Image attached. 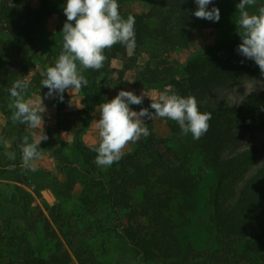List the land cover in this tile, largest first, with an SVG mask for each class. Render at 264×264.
I'll return each instance as SVG.
<instances>
[{
  "label": "trees",
  "instance_id": "trees-1",
  "mask_svg": "<svg viewBox=\"0 0 264 264\" xmlns=\"http://www.w3.org/2000/svg\"><path fill=\"white\" fill-rule=\"evenodd\" d=\"M125 1L118 0L119 12L135 18L133 54L114 44L104 50L100 69L83 71V89L90 93L83 108H69L67 90L62 99L48 97L53 129L79 134L88 126L98 105V81L118 61L119 78L129 72L139 85L156 91L171 85L182 96H194L198 109L211 113L208 129L192 139L175 121L144 118L149 135L103 171L90 150L95 143L81 141L52 150L55 174L42 165L24 167L20 146L26 136L33 141L34 128L13 119L8 89L20 79L29 85L25 97L47 92L40 72L54 63L62 37L47 53H35L45 37L44 21L63 14L64 0H0V264H68L70 254L78 264H99L111 251L128 248L137 253V264H264V138L258 147L225 155L239 135H264V88L234 104L208 101L261 73L259 67L235 51L237 32L181 66L173 64L171 53L188 47L195 32L219 29L220 15L217 22L196 18L193 0H146L148 8L134 12L122 9ZM223 2L213 0L219 14ZM149 104L130 107L139 111ZM48 187L59 202L46 207V215L33 202ZM70 198L81 205L76 214L64 208Z\"/></svg>",
  "mask_w": 264,
  "mask_h": 264
},
{
  "label": "clouds",
  "instance_id": "clouds-1",
  "mask_svg": "<svg viewBox=\"0 0 264 264\" xmlns=\"http://www.w3.org/2000/svg\"><path fill=\"white\" fill-rule=\"evenodd\" d=\"M193 3L196 7L192 15L196 18L219 20V9L213 0H193ZM255 3L256 0H239L235 5L238 11L235 25L240 39L235 51L252 60L264 75V4L250 12L248 7ZM210 4L212 6L208 7ZM62 12L66 19L60 30L61 51L54 63L40 72L41 86L47 88L45 97L55 94L60 99V94L70 88L79 91L87 86L88 80L82 73L103 66L106 48L120 44L132 55L136 47L135 18L120 14L118 0H64ZM28 87V83L17 79L8 89L14 98L13 119L31 128L41 127L45 108L41 97L35 106L30 99H25ZM144 97L143 92L137 95L133 91L119 90L110 100L99 103V116L94 121L98 140L90 149L96 154L94 162L97 165L111 166L121 159L122 148L127 142L149 135L142 118L151 120L155 116L175 121L180 132L190 134L192 139H199L207 131L211 113L201 112L194 96H182L172 90L171 85H166L156 93L148 108L139 111L130 108V105L141 104ZM46 139L43 134L38 141L30 142L27 136L23 138L20 147L24 167H34L32 161L40 156L38 143Z\"/></svg>",
  "mask_w": 264,
  "mask_h": 264
},
{
  "label": "rangeland",
  "instance_id": "rangeland-1",
  "mask_svg": "<svg viewBox=\"0 0 264 264\" xmlns=\"http://www.w3.org/2000/svg\"><path fill=\"white\" fill-rule=\"evenodd\" d=\"M38 2L39 0H34ZM239 0H224L223 5L220 10V19H221V27L217 30H203L197 31L194 34L193 42L186 48H181L173 51L171 53V63L177 64L181 66L185 63L188 57L195 52H204L210 45L218 42L221 39H224L227 36H231L238 32L236 29L235 21L238 18V11L235 9L236 3ZM260 5V1L256 0V3L252 6L248 7L250 12L256 11L257 7ZM63 7V6H61ZM148 8V2L146 0H126L123 3L122 9L126 11H141ZM62 10V9H61ZM65 16L63 14L60 15H52L47 18L44 23V38L40 41L39 48L36 50V55H43L47 53L51 48V43L57 42L60 34V30L63 24V18ZM62 37V36H61ZM146 53V52H145ZM147 55V54H146ZM144 53L142 54L143 59L146 56ZM114 71L103 76L100 81H98V85L100 87L99 93L94 94V98H99L101 102L104 99L110 100L113 98L119 90L133 91L134 94L140 95L142 92L145 97L142 100V105L150 103V101L155 97L156 91L155 89H150L148 87L139 85L135 82L134 75L132 73H126L122 78H119V70L122 67L121 62H116L113 64ZM264 88V75L261 73H257L256 75L249 77L243 80L238 86L232 89H223L218 92V94L210 97L208 101L214 104H234L236 102H242L249 95L254 93L257 90ZM68 103L69 108L73 109H81L84 107L85 101L87 99V94L85 93L83 87L77 91L75 89H68ZM41 97V102L45 108L44 113H42V126H36L31 130V135L33 136V141H38L41 135H45L47 137L46 140H42L38 143L40 156L38 159L32 161V164L35 166L42 165L48 171L55 174L57 173L56 163L52 157V150L59 146L60 144H66L67 148H70L74 145V143L81 141L85 144L96 143L98 140L97 129L95 128L94 121L98 119L99 116V99L98 105L95 106V109L89 115L88 126L84 128L82 132L79 134L74 133H64L55 131L53 129V110L52 103L45 97V94H32L28 97H25L26 100L30 99L33 102V106H35ZM95 99V101H97ZM131 108V107H130ZM132 109V108H131ZM133 110V109H132ZM144 120V118H142ZM156 128L159 132L165 131V125L160 122H156ZM52 130L50 135H48V131ZM264 135L259 132L254 133H246L239 135L235 140L232 146H229L225 155L233 154L237 151L249 149L253 147H258L261 141L263 140ZM134 146V142H127L125 146L122 148V152L130 150ZM259 167L255 165L252 167L246 175V178L250 176L256 168ZM99 168L103 171L107 167L99 166ZM51 176L48 175L46 178V183L50 186L51 181L48 179ZM59 200L56 197V193L52 190V188H44L40 190V195L36 196L33 202V205H38L44 213L47 215L46 207H51L54 204L58 203ZM66 212L71 214H76L80 210V203L76 198H70L64 201L63 203ZM86 224L89 223V220L86 219ZM53 228L56 226L53 224ZM61 242L64 244L65 242L60 236ZM51 246H53L51 244ZM136 252L133 249L128 248L123 254L116 251H111L109 254L102 258V261L99 264H137L136 260ZM71 259L68 264H78L75 258L70 254ZM163 264V263H157Z\"/></svg>",
  "mask_w": 264,
  "mask_h": 264
}]
</instances>
